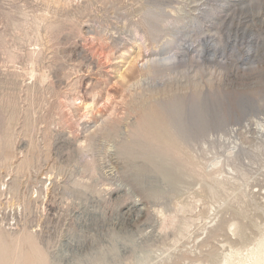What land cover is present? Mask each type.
Listing matches in <instances>:
<instances>
[{
    "label": "rangeland",
    "instance_id": "rangeland-1",
    "mask_svg": "<svg viewBox=\"0 0 264 264\" xmlns=\"http://www.w3.org/2000/svg\"><path fill=\"white\" fill-rule=\"evenodd\" d=\"M262 125L264 0H0V264H264Z\"/></svg>",
    "mask_w": 264,
    "mask_h": 264
},
{
    "label": "bare ground",
    "instance_id": "bare-ground-1",
    "mask_svg": "<svg viewBox=\"0 0 264 264\" xmlns=\"http://www.w3.org/2000/svg\"><path fill=\"white\" fill-rule=\"evenodd\" d=\"M190 44V43H189ZM195 46V45H194ZM189 47H190V45H189ZM206 48H204L203 46H200L199 48H195V49H191L193 52H194V55L195 56H202V53L204 52V50H205ZM189 51V50H188ZM193 55V56H194ZM145 57V56H144ZM160 57V56H159ZM221 57H223V56H221ZM177 58V54L176 53H174V54H172L171 56H169L168 55V57H164L163 56V58H154V59H152V60H150L153 64H159V65H163V66H166V65H168V64H172L173 62H174V60ZM142 60H143V57H142ZM147 60H149V59H145L144 61H147ZM166 61V62H165ZM146 62H144L143 64H145ZM259 124V123H258ZM257 131V130H256ZM231 132H235V129H231ZM263 132H264V125H262V126H259L258 127V135H262L263 134ZM237 145H238V143H234V145L231 147V149H232V151H235L236 150V148H237ZM261 243H263V242H261ZM262 245V244H261ZM244 258V257H243ZM247 258H248V256H247ZM0 259H2V258H0ZM246 259V258H245ZM254 260L251 262V263H249V264H263V259H262V257L261 256H259V257H254L253 258ZM45 261V260H44ZM241 261V260H240ZM240 261H238V262H240ZM44 263V262H43ZM229 263V262H228ZM232 263V262H231ZM236 263V262H235ZM247 263V262H246ZM224 264H227V263H224ZM230 264V263H229Z\"/></svg>",
    "mask_w": 264,
    "mask_h": 264
}]
</instances>
